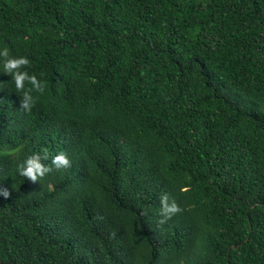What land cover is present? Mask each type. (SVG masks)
I'll use <instances>...</instances> for the list:
<instances>
[{
  "label": "trees",
  "instance_id": "obj_1",
  "mask_svg": "<svg viewBox=\"0 0 264 264\" xmlns=\"http://www.w3.org/2000/svg\"><path fill=\"white\" fill-rule=\"evenodd\" d=\"M0 47V264H264V0H0Z\"/></svg>",
  "mask_w": 264,
  "mask_h": 264
},
{
  "label": "clouds",
  "instance_id": "obj_2",
  "mask_svg": "<svg viewBox=\"0 0 264 264\" xmlns=\"http://www.w3.org/2000/svg\"><path fill=\"white\" fill-rule=\"evenodd\" d=\"M29 64L30 61L27 57L12 56L7 47H0V69H2L4 73L11 76L15 89L18 92L23 93L24 100L22 102V107L26 110H30L31 105L35 103V98L31 95V93L33 91L42 93L45 88V84L41 80H38L36 75H30L26 70H19L20 66ZM14 69H17V71H13ZM26 81L31 87H25ZM52 165H54L57 169L61 167L66 168L69 166V160L63 153H61L53 157ZM50 170L51 169L49 167L42 166L38 162V157L36 155L26 158L17 169L20 176L30 178L33 181L43 177L44 173L49 172ZM0 194H2L5 198L9 196V192L6 189L0 191ZM164 211L165 214L169 211H175V206L173 205L172 208L165 207Z\"/></svg>",
  "mask_w": 264,
  "mask_h": 264
}]
</instances>
